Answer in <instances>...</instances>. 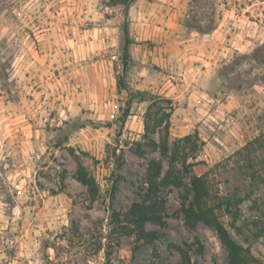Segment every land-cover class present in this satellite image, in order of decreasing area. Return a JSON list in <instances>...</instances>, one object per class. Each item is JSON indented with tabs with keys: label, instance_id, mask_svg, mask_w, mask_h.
Here are the masks:
<instances>
[{
	"label": "rangeland",
	"instance_id": "1",
	"mask_svg": "<svg viewBox=\"0 0 264 264\" xmlns=\"http://www.w3.org/2000/svg\"><path fill=\"white\" fill-rule=\"evenodd\" d=\"M125 26V79L155 95L153 114L174 104L182 185L161 187L151 242L126 216L148 199L150 164L171 165L145 136L150 102L122 121ZM196 174L211 204L243 199L219 216L264 264V0H0V264H229L184 213Z\"/></svg>",
	"mask_w": 264,
	"mask_h": 264
},
{
	"label": "trees",
	"instance_id": "2",
	"mask_svg": "<svg viewBox=\"0 0 264 264\" xmlns=\"http://www.w3.org/2000/svg\"><path fill=\"white\" fill-rule=\"evenodd\" d=\"M135 1L136 0H111V4L113 6L129 7ZM124 36L122 43L123 75L118 78L117 83L118 87L128 94L127 109L122 121H125L130 116L132 104L136 100L150 102V106L146 112L145 136L150 138V145L159 148L161 153L170 159L171 165L169 171L163 176L162 163L152 162L150 164L147 171L148 199L134 204L126 216V221L138 229L140 237L151 242L156 238V233L146 231L145 226L149 222L162 224L164 204L159 198L161 187L168 184L176 186L182 185L180 171L175 168L179 147L177 144L172 145L170 140L171 117L174 113V104L172 101H169V106L162 108L161 111L163 110V112L161 114H153L152 109L155 95L147 91L134 90L131 84L125 79L132 63L130 48L133 41L129 36L128 26L124 27ZM158 129L160 130L159 143L151 141L152 135L156 134ZM79 182L88 186L92 192L96 191L95 180L88 177L84 171L79 177ZM191 185L193 190V203L189 208H184L186 217L194 222H201L216 231L222 245L228 251L229 264H255L254 262L256 260L252 257L249 250L235 240L219 216V212L225 210L237 217V208L239 203H242L243 199L239 195L220 197L218 203L211 204L210 190L204 176L194 175L191 179ZM231 207L232 210L235 208V213H233L234 211H230ZM258 234L261 236L263 231L261 230ZM183 257L184 264H194L187 254H184Z\"/></svg>",
	"mask_w": 264,
	"mask_h": 264
}]
</instances>
